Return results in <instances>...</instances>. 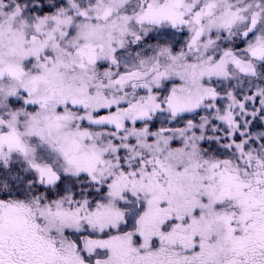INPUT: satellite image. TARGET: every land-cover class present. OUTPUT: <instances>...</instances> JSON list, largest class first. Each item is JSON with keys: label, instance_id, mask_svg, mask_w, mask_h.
Masks as SVG:
<instances>
[{"label": "snow or ice", "instance_id": "obj_1", "mask_svg": "<svg viewBox=\"0 0 264 264\" xmlns=\"http://www.w3.org/2000/svg\"><path fill=\"white\" fill-rule=\"evenodd\" d=\"M0 264H264V0H0Z\"/></svg>", "mask_w": 264, "mask_h": 264}]
</instances>
